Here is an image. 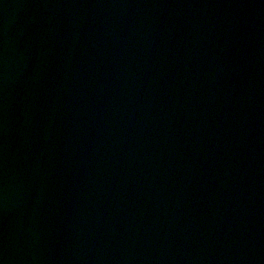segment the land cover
<instances>
[{
    "label": "water",
    "instance_id": "95a60500",
    "mask_svg": "<svg viewBox=\"0 0 264 264\" xmlns=\"http://www.w3.org/2000/svg\"><path fill=\"white\" fill-rule=\"evenodd\" d=\"M0 264H264V0H0Z\"/></svg>",
    "mask_w": 264,
    "mask_h": 264
}]
</instances>
